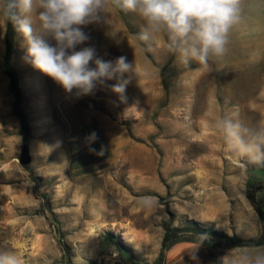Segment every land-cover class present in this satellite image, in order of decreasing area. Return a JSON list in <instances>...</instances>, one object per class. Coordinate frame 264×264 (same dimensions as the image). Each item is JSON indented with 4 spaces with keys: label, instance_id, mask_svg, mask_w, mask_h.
<instances>
[{
    "label": "rangeland",
    "instance_id": "374dc122",
    "mask_svg": "<svg viewBox=\"0 0 264 264\" xmlns=\"http://www.w3.org/2000/svg\"><path fill=\"white\" fill-rule=\"evenodd\" d=\"M241 8L227 53L206 67L183 63L163 38L140 40L143 21L134 13L109 8L105 23L84 27L90 39L79 47L133 62L123 98L99 88L65 93L27 62L16 34L12 64L31 127L28 168L19 163L23 141L2 68L0 22V254L20 264L63 261L61 230L81 204L84 215L105 222L100 253L114 254L116 264L264 258L262 226L246 197L248 183L264 182V161L245 154L264 150V0H242ZM161 67H168L166 85ZM166 226L180 233L159 261Z\"/></svg>",
    "mask_w": 264,
    "mask_h": 264
},
{
    "label": "clouds",
    "instance_id": "9594fccd",
    "mask_svg": "<svg viewBox=\"0 0 264 264\" xmlns=\"http://www.w3.org/2000/svg\"><path fill=\"white\" fill-rule=\"evenodd\" d=\"M241 5L242 0H0V22L10 23L22 39L27 62L65 93L83 96L99 88L123 98L133 62L125 56L104 60L94 47H79L90 39L84 27L105 23L109 8L134 13L143 21L140 40L163 38L183 63L206 67L210 58L227 53L230 34L241 22ZM112 80L116 83L109 84ZM95 138V132L88 137ZM245 154L254 163L264 161L259 145ZM0 264L20 261L14 254H0ZM255 264H264V258Z\"/></svg>",
    "mask_w": 264,
    "mask_h": 264
},
{
    "label": "trees",
    "instance_id": "16d2710c",
    "mask_svg": "<svg viewBox=\"0 0 264 264\" xmlns=\"http://www.w3.org/2000/svg\"><path fill=\"white\" fill-rule=\"evenodd\" d=\"M15 38L16 33L13 29V26L10 23L5 24V31L3 35L4 50L1 57L2 68L5 76L8 78L9 81V92L14 98L12 109L14 115L19 120L23 144H28L29 139L31 137V127L28 123L27 116L22 109L24 97L19 85V75L12 64ZM167 69L168 67L160 68L161 77L164 82V85H166ZM24 167L28 168L29 165H26ZM246 197L254 206V209L262 226L261 237L262 239H264V182L248 183L246 188ZM165 230L166 233L161 243L159 261L163 260L166 252L169 251L176 243H178V237L180 233L179 229H171L169 226H166ZM206 233L212 237L222 236L217 232L211 230ZM113 245L117 248L123 246L121 245V242L118 241L114 242Z\"/></svg>",
    "mask_w": 264,
    "mask_h": 264
},
{
    "label": "crops",
    "instance_id": "0c3cea01",
    "mask_svg": "<svg viewBox=\"0 0 264 264\" xmlns=\"http://www.w3.org/2000/svg\"><path fill=\"white\" fill-rule=\"evenodd\" d=\"M72 199L70 196L68 197L69 205L72 203ZM80 208L81 204L75 205L73 217H67V223H64L62 227L61 231L64 234V241L68 248L62 250L63 261L59 263L116 264L114 254L109 257L100 253V244L103 240V238H100V231L105 222L97 216H92L91 213L88 216L84 215ZM69 213L70 211L65 212L64 215L69 216ZM124 264H137V262L130 260Z\"/></svg>",
    "mask_w": 264,
    "mask_h": 264
},
{
    "label": "water",
    "instance_id": "95a60500",
    "mask_svg": "<svg viewBox=\"0 0 264 264\" xmlns=\"http://www.w3.org/2000/svg\"><path fill=\"white\" fill-rule=\"evenodd\" d=\"M31 160H32V157L29 152L28 144H23L19 163L21 166H26L31 163Z\"/></svg>",
    "mask_w": 264,
    "mask_h": 264
},
{
    "label": "built area",
    "instance_id": "2783aa9c",
    "mask_svg": "<svg viewBox=\"0 0 264 264\" xmlns=\"http://www.w3.org/2000/svg\"><path fill=\"white\" fill-rule=\"evenodd\" d=\"M57 264H63V263H57ZM81 264V263H80ZM82 264H84V263H82Z\"/></svg>",
    "mask_w": 264,
    "mask_h": 264
}]
</instances>
